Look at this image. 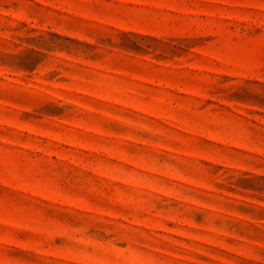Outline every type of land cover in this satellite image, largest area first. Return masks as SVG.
Returning <instances> with one entry per match:
<instances>
[{
  "label": "rangeland",
  "instance_id": "374dc122",
  "mask_svg": "<svg viewBox=\"0 0 264 264\" xmlns=\"http://www.w3.org/2000/svg\"><path fill=\"white\" fill-rule=\"evenodd\" d=\"M0 264H264V0H0Z\"/></svg>",
  "mask_w": 264,
  "mask_h": 264
}]
</instances>
